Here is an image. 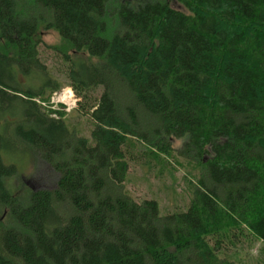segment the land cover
Here are the masks:
<instances>
[{"label":"trees","instance_id":"16d2710c","mask_svg":"<svg viewBox=\"0 0 264 264\" xmlns=\"http://www.w3.org/2000/svg\"><path fill=\"white\" fill-rule=\"evenodd\" d=\"M172 1L0 0V264H232L245 235L264 244V0ZM67 87L90 138L45 108ZM19 149L54 189L12 193ZM135 167L183 169L186 209L133 196Z\"/></svg>","mask_w":264,"mask_h":264},{"label":"rangeland","instance_id":"374dc122","mask_svg":"<svg viewBox=\"0 0 264 264\" xmlns=\"http://www.w3.org/2000/svg\"><path fill=\"white\" fill-rule=\"evenodd\" d=\"M129 1L133 5H137L148 0ZM168 1L173 8L183 10L174 1ZM41 38L49 46L61 45L60 38L53 31L43 32ZM70 90L67 87L59 92ZM49 101L51 102V99ZM45 106L46 109L53 112L52 117L56 119L62 117L67 127L78 136L90 138L93 126L87 119L79 118L73 113L75 107L67 110L61 104L51 105L46 103ZM59 114H62V116H59ZM3 160L6 164L14 165L17 169L18 175L8 181V188L20 200L25 198L30 190L54 189L58 174L36 154L27 155L24 150L19 149L16 152H10L9 155H4ZM183 167L187 170L186 165ZM185 173L181 168L180 170H175L173 168L162 169L157 167L155 170H148L135 167L128 176L126 187L135 197L155 199L160 206L162 214L175 210H185L191 199L185 180ZM242 241L241 244L231 247V250L221 255L232 264H264V244L254 242L247 235L244 236Z\"/></svg>","mask_w":264,"mask_h":264},{"label":"built area","instance_id":"2783aa9c","mask_svg":"<svg viewBox=\"0 0 264 264\" xmlns=\"http://www.w3.org/2000/svg\"><path fill=\"white\" fill-rule=\"evenodd\" d=\"M72 94V90L66 92H59L52 95L51 102L49 103L52 105L61 104L63 108L70 110L76 106V99Z\"/></svg>","mask_w":264,"mask_h":264}]
</instances>
